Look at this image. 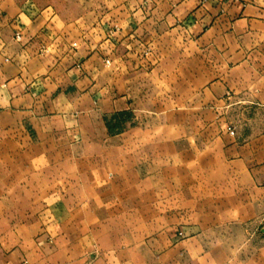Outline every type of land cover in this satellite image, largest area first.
<instances>
[{
	"label": "crops",
	"instance_id": "0c3cea01",
	"mask_svg": "<svg viewBox=\"0 0 264 264\" xmlns=\"http://www.w3.org/2000/svg\"><path fill=\"white\" fill-rule=\"evenodd\" d=\"M23 260L264 264V0H0V264Z\"/></svg>",
	"mask_w": 264,
	"mask_h": 264
},
{
	"label": "built area",
	"instance_id": "2783aa9c",
	"mask_svg": "<svg viewBox=\"0 0 264 264\" xmlns=\"http://www.w3.org/2000/svg\"><path fill=\"white\" fill-rule=\"evenodd\" d=\"M15 38L17 39V40H19L20 39V36L18 35V34H16L15 35ZM144 54H147V52H145ZM106 63H108V61L106 60L105 61ZM26 263V261L25 260H23V261H21V263L20 264H25Z\"/></svg>",
	"mask_w": 264,
	"mask_h": 264
}]
</instances>
